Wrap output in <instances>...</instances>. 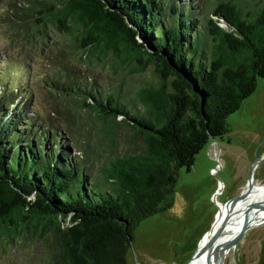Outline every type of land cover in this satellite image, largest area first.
<instances>
[{
    "label": "trees",
    "instance_id": "trees-1",
    "mask_svg": "<svg viewBox=\"0 0 264 264\" xmlns=\"http://www.w3.org/2000/svg\"><path fill=\"white\" fill-rule=\"evenodd\" d=\"M194 1L31 0L14 11L10 25L33 28V46L49 23L81 60L151 65L155 79L133 95L78 74L54 84L101 120L81 158L56 144L63 132L36 122L24 86L3 81L0 251L26 243L37 264L127 263L136 224L172 205L179 169L230 130L227 116L264 76V0ZM94 148L105 154L91 177Z\"/></svg>",
    "mask_w": 264,
    "mask_h": 264
},
{
    "label": "rangeland",
    "instance_id": "rangeland-1",
    "mask_svg": "<svg viewBox=\"0 0 264 264\" xmlns=\"http://www.w3.org/2000/svg\"><path fill=\"white\" fill-rule=\"evenodd\" d=\"M29 1L0 0V88L5 79H10L12 86H24L19 90L28 91L26 100L38 118L36 122H43V130L48 124L63 132L64 139L56 144L69 143V154L81 158V146L96 141L101 120L95 113L77 107L72 97L62 94L54 84L66 83L78 74L95 78L103 89L120 86L122 92L133 95L134 87L155 79V72L151 65L143 71L114 70L108 55L93 62L81 60L79 51L72 55L69 50V36L49 23L45 39L31 45L27 36L33 28H15L9 23L14 11H21L18 6ZM196 2L208 4V0ZM14 19L17 21V17ZM219 22L225 26L224 21ZM34 35L36 38L38 32ZM227 121L230 130L222 138L209 139L195 154L189 169H179L172 205L136 224L126 264H185L209 229L218 204L245 187L256 158L253 181L264 185V76L257 79L254 91L227 116ZM119 131L131 134L125 127ZM94 151L101 155L90 161L91 177L105 154L99 148ZM26 246L23 243L0 251V264H37L35 248ZM223 264H264V221L242 232Z\"/></svg>",
    "mask_w": 264,
    "mask_h": 264
},
{
    "label": "water",
    "instance_id": "water-1",
    "mask_svg": "<svg viewBox=\"0 0 264 264\" xmlns=\"http://www.w3.org/2000/svg\"><path fill=\"white\" fill-rule=\"evenodd\" d=\"M211 140H215L213 136L210 137ZM257 158L252 162L250 166V170L248 173L247 183L245 187L240 190L238 193L234 194L233 196L223 200L221 203L226 208L224 212L221 211V206L218 204L217 211L214 215L213 221L216 220L217 214L221 211L219 222L217 227L214 226V222L212 221L210 227L208 230H206L203 235L201 236V239L199 240V243L195 249V251L192 253V255L187 259L185 264H190L194 259H196L205 249L210 248L215 253V262L214 264H223V259L228 252V250L231 248V246L236 242L238 237L244 232L247 228L256 225L260 221L264 220V217L262 218H255L251 219L249 221L243 222L240 226L235 228H230L227 226L226 228V222L228 221L229 217L232 216L233 212H241V211H249L253 208H256L257 211L262 212L264 211V197L254 200H247L252 187L254 186L253 183V169L257 163ZM242 202H246L245 204H242ZM235 208V210H233ZM232 210L233 212L229 211ZM231 213V214H229ZM230 230V239L226 243H223V245L220 243L219 238L223 233H226ZM226 231V232H225ZM203 240V241H202Z\"/></svg>",
    "mask_w": 264,
    "mask_h": 264
},
{
    "label": "bare ground",
    "instance_id": "bare-ground-1",
    "mask_svg": "<svg viewBox=\"0 0 264 264\" xmlns=\"http://www.w3.org/2000/svg\"><path fill=\"white\" fill-rule=\"evenodd\" d=\"M254 186L251 189V192L247 198V200H254L264 197V185H255V182L253 181ZM246 202H242V204H245ZM221 211L224 212L226 208L223 206V204H220ZM235 210V208L233 209ZM221 211L217 214L216 220L214 222V226L217 227L219 222V217ZM233 212L231 209L229 210ZM234 214L229 217L228 221L226 222V228L227 226L230 228H235L240 226L243 222L249 221L251 219L255 218H262L264 217V211L259 212L256 208H253L249 211H241V212H233ZM231 214V213H229ZM264 221V220H263ZM260 221V222H263ZM226 232V231H225ZM230 230L226 233H223L221 237L219 238L220 243L223 245V243H226L230 239ZM203 241V240H202ZM215 262V253L210 249H205L196 259H194L190 264H214Z\"/></svg>",
    "mask_w": 264,
    "mask_h": 264
}]
</instances>
